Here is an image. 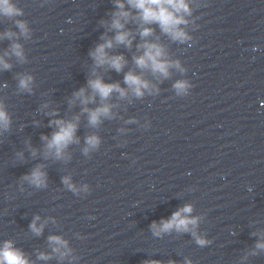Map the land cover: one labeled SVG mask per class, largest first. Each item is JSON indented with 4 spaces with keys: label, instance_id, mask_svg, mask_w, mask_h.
Masks as SVG:
<instances>
[{
    "label": "clouds",
    "instance_id": "obj_1",
    "mask_svg": "<svg viewBox=\"0 0 264 264\" xmlns=\"http://www.w3.org/2000/svg\"><path fill=\"white\" fill-rule=\"evenodd\" d=\"M126 4L128 6L126 10ZM115 8L112 13L110 23L108 21H101L107 27L108 31H114L115 35L108 37L107 32L101 36L103 43L98 44L89 55L94 61L97 68L107 66L115 70L117 73L123 71L127 61L123 55H111L109 49L117 45H124L127 48L132 47L133 35L131 30L126 29L125 25L129 22H136L139 25V35L142 42L137 45V50L142 52L140 55L133 57L134 62L141 70L150 71L154 76L168 78L171 73L170 69L175 68L181 73L185 72L179 60L168 59V53L165 47L157 42L147 40L154 34V29L149 25L156 24L159 26L161 32L167 35L172 41L181 44L188 43L192 37L185 30L189 24L186 17L192 15V8L189 0H115ZM134 10V11H133ZM24 11L19 7L14 0H0V16L12 20L19 32L7 30L0 33V39H9L13 43L8 51H5L3 56H0V69L8 70L12 65L5 59L6 56H15L21 63L26 61L24 48L22 44L17 42L20 36L25 39L30 37V29L28 22L22 19ZM182 25L184 27H182ZM124 83L127 88H123L117 83H105L103 78L96 74L93 69L86 87H81L78 91L73 93L69 100V105H75L77 101L81 106V113L74 116L71 120L62 118H55L58 116L56 110H52L47 115L54 117L49 121V126L54 127L51 137L42 135L41 140L44 141V157H53L56 160H68L70 156L67 149L72 144H79V138L76 133L79 127L80 115L86 114L88 125L90 127H99L103 119L114 118L112 112L113 105L108 103L109 99L114 93H117L120 98L128 96L129 92L139 98L143 97L145 91L149 94L158 92L159 89L152 85L142 75L134 71H128L124 76ZM33 85V77L31 75H19L18 88L21 91L31 93ZM192 87L187 80H178L174 83L173 88L179 96H186L189 94L188 90ZM90 90V91H89ZM99 97L100 103L94 107H89L90 104L96 103V98ZM48 105H42V108H47ZM11 127V118L5 109L3 101H0V134L7 132ZM123 131V130H121ZM101 139L96 134H89L85 137V147L82 149L84 155L99 149ZM32 155H36V150L32 149ZM18 156L22 159L23 154ZM43 165H37L30 173L21 177L22 181H27L28 184L36 188L47 187V173L43 170ZM63 184L73 193H79L81 190L87 192L88 186L83 185V188H78L71 180L70 176L62 178ZM192 205L188 204L175 211L170 218L162 219L159 223L153 221L150 228L155 236H160L162 233H169L173 230L181 233H190L196 243L203 247L209 241L198 235L196 229L199 218L192 217ZM40 217H34L30 224V229L37 235L43 231L44 225L37 226L36 221ZM49 243L52 245V251L59 255L61 259L68 256L71 249L68 248L67 241L60 236H50ZM259 251H264V234L262 239L257 241L255 249L250 254L257 255ZM39 258L43 260L50 259V255L40 253ZM246 258V257H245ZM0 264H30V261L24 253L13 247L11 241H5L2 248H0ZM144 264H161L160 261L147 260ZM168 264H175V261H169ZM185 264H192V261L186 260Z\"/></svg>",
    "mask_w": 264,
    "mask_h": 264
}]
</instances>
